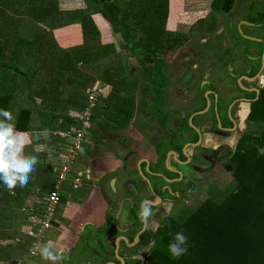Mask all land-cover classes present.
I'll use <instances>...</instances> for the list:
<instances>
[{
  "label": "trees",
  "instance_id": "trees-1",
  "mask_svg": "<svg viewBox=\"0 0 264 264\" xmlns=\"http://www.w3.org/2000/svg\"><path fill=\"white\" fill-rule=\"evenodd\" d=\"M51 1L57 3L58 0ZM192 1L127 0L120 3L119 0H85L88 4L86 12L84 10L61 11L56 6L43 7L41 10L34 9L28 12L31 19L27 20V25L24 27L27 39L22 37L14 38L13 36L11 40L13 39L14 41H9L5 38L9 35L11 29L4 28L0 22V56L3 59L6 58L8 50L10 58L5 62L0 60L3 72L0 84L16 85V89L13 91L10 90V85L0 88V109L13 112L16 117V129L20 132H28L31 129L30 122L33 112L39 113L45 120L48 118L47 121L49 122L53 120L57 122L63 119L68 124V127L79 126V123L71 116H59L55 113L44 111L50 107L51 103L59 101L58 88L61 84L57 82L56 77L50 78L47 88L38 89L40 90L38 93L41 95L40 97L37 96L41 99L40 108L38 99L33 94V81L30 82V80L23 77L25 84H28L24 87L19 81V76L25 74L12 62L13 60H18L21 52L25 51V49L29 51L35 45L41 48L40 51L45 48L42 42L46 30L42 31L43 34L36 33L34 29L37 23L53 31L57 28V23L61 24L63 21H66L63 23L65 25L78 23L84 40L81 45L65 50L64 53L66 54L62 58L61 63L56 62L58 68L64 69L63 60L65 58L68 60L67 65H69L71 57H77V61L81 62L82 65L101 62L115 54V47L113 42H111V34L121 35L127 45L130 46L137 38L136 31L142 29L146 34L147 42L141 46L135 45L132 49H145L154 54L153 67L146 69L151 86L146 87L143 93L146 95L151 89L155 101L154 104L162 102L165 94L164 88L168 82V78L163 73V69L166 66L165 60L167 58L170 59L174 49L187 39L184 36L167 39V48L157 47L158 43L162 42L161 39L164 38L166 22H169L171 16L175 18L176 11L179 8H181L180 12L185 11L183 13L187 17L189 12L195 9L201 11L205 9L204 6L206 9L208 8V11L212 9L228 13L233 8L236 0H196L199 6H193L190 3ZM0 3V6H2L3 0ZM184 5L186 8H184ZM5 13V9L3 7L0 8V17H3ZM63 14L66 15L64 20H62ZM5 18L3 17V19ZM99 26L102 27V30ZM14 34L19 37L20 29H16ZM107 36L108 38L110 36L108 41H106ZM150 43L154 44L156 49H152ZM16 56L19 57L17 58ZM124 84V82H120L117 85H111L106 107H104L112 110L110 119L117 123L119 127H124L128 124L134 115L135 109L134 97L130 93H127V96H123L121 90L117 87L120 85L122 91L125 89V91H128L127 87H123L125 86ZM24 88L27 91L28 98L31 100L32 108H22L16 114L14 112L17 107L15 95L21 91L23 93ZM38 90H35V92ZM75 98L76 94L69 101L75 104ZM85 105L86 103L82 107L84 108ZM43 107H45L44 110ZM120 115H122V120ZM50 118H53V120ZM249 119L252 123L264 124V91H262L260 99L253 104ZM68 127L61 126L59 129L57 126L48 125L43 130L51 128L52 131H67ZM94 134L99 141L105 136L103 132L98 130ZM260 148H264V130L260 133L258 146L245 151L239 149L226 165V169L232 172L234 182L225 193L220 194L216 190L210 191L212 198L201 206L181 211L176 219L166 216L156 232L148 230L141 236V246H148L150 240H155L156 242L146 264H264V156L259 154L258 150ZM164 157L165 154L160 153L162 161ZM31 176L33 177V174ZM53 178L52 171L51 182ZM30 184L31 182L29 181L22 189L17 186L14 190L15 195L9 194L8 196L10 201L16 202L17 205L22 203L21 200L27 195ZM50 186L51 184H48L45 187L48 188ZM0 191L5 194L8 192L2 180H0ZM217 195L221 197L219 200L215 197ZM4 200L6 201V197ZM4 204L6 205V202ZM0 212L3 213L2 210ZM15 221L6 226L0 216L1 240H11V233L8 230L14 228L15 224L13 223ZM86 227L91 228L93 232L103 233L106 237V240L102 241L100 236H93V241L95 243L97 241L96 244H99L98 247L101 250L97 246H91L90 250L92 253L96 255L110 253L107 240L119 234L115 226L108 221L104 228L98 229L93 225H86ZM180 231H183L188 237V254L179 259H172L168 251V245L172 242L175 233ZM82 239L84 237L81 235ZM85 240H87L86 237ZM2 247L3 245H0V249ZM116 264L119 263L116 262Z\"/></svg>",
  "mask_w": 264,
  "mask_h": 264
},
{
  "label": "rangeland",
  "instance_id": "rangeland-1",
  "mask_svg": "<svg viewBox=\"0 0 264 264\" xmlns=\"http://www.w3.org/2000/svg\"><path fill=\"white\" fill-rule=\"evenodd\" d=\"M1 1V0H0ZM127 0H119L120 3H123ZM130 1V0H129ZM248 2H252V0H238L236 3V12L234 20H238V15L245 13V7L247 6ZM6 3V4H5ZM9 3V4H8ZM1 4V3H0ZM56 6L59 10L63 9L64 11H73V10H84V12L87 11L88 4L85 2V0H72L66 1V0H58L57 3L53 2L51 0H3L2 6L0 8H4L6 13L3 17H6L3 19V17H0V22L3 24L4 28L11 29L9 35H7L5 38H7L9 41L11 38H25L27 39V34H25V26L27 25V20L31 19L30 15H28L29 11H32L34 9L41 10L43 7H54ZM264 7V6H263ZM61 8V9H60ZM262 9V8H259ZM264 9V8H263ZM212 9L209 10V12ZM181 8H179L176 11L175 18L171 16V19L169 22H166L165 26V33L164 38L161 39L162 42L158 43L159 48H167V39L171 38H177L181 36H188L190 34L189 40L192 42L191 46L194 50L198 51V48H201L203 45L201 40L207 39L209 35L197 34V31H199L197 28H199L202 20L209 19L210 16H212V19H219L216 15H221L219 12L214 11L213 13H209L208 17L206 16L203 19L196 20L197 16L195 17L190 15L187 17L184 15L183 12H180ZM36 13V12H35ZM62 15V20L65 19L66 15ZM191 18V19H190ZM178 20V21H177ZM196 20V21H195ZM196 22L193 24L194 28L193 30H188L187 28H181L179 23L184 24H191L192 22ZM234 21V22H235ZM66 21H63V23ZM223 20V24H226V22ZM59 24L57 23V28H55L53 31L50 32V30H47V28L44 25L36 24L35 32L39 34H43V30H46V34L43 37V42L45 48L41 50L40 47L35 45L32 48H30L29 51H22L20 57L16 56L18 60H13L12 62L15 63L19 69H21L25 75L19 76V81L21 82L24 87H26L28 84H25L24 78H27L28 80L33 81V94L37 96H41L38 92L40 88L44 89L47 88L50 78H57V82H59V97L57 103H51L50 107L46 110L45 107H43V110L46 112H52L57 115L61 116H71L73 119L77 121V118L81 115V109L83 108V104L86 103V98L88 92L95 87H102L103 90H108L111 88V85H117L120 82H124L125 86L127 87L128 91H122V88L120 85L117 87L121 90V93L123 96H127V93H130L132 97H134L135 101H140L143 97H147L150 99L151 102L153 100L152 96V90L148 92V94L144 95L143 91L146 87H150V79L147 76V68L153 67V61H154V54L152 52H148L145 49H132L135 45H143L147 42L146 34L142 29H138L136 31L137 38L135 39V42L131 44L130 46L127 45L125 39L121 35L111 34L112 39L111 42H113V45L115 47V54L107 57L106 59L102 60L99 63H93V64H81V62L77 61V57H71L69 59V65H67L68 60L65 58L63 60L64 68L57 67V63H61L62 58L65 57V50H69V48L79 46L83 43V37H82V30L78 23L73 24ZM63 24V25H62ZM102 30V27L99 26ZM188 27V26H187ZM16 29H20L19 37L18 35H15L14 32ZM211 29V28H210ZM208 29V30H210ZM40 30V32H39ZM188 30V31H187ZM49 32V33H48ZM249 32H256L260 33L261 31H251ZM192 33L196 36V38H192ZM240 33V32H239ZM12 34V35H11ZM240 35H242L240 33ZM247 35V34H246ZM231 35L223 29L219 31L217 36H213L212 39L217 41V49H219L218 55L221 56L220 52H222L221 49V43L224 39L228 40L229 47L235 45L236 39L230 40ZM110 38V36H109ZM108 36L106 38V41L109 40ZM188 38V37H187ZM101 39V38H100ZM104 39V37H103ZM105 40V39H104ZM188 40V39H187ZM8 41V42H9ZM11 41H14L13 39ZM186 41V40H185ZM201 44V45H200ZM152 49H156L154 47V44H151ZM184 43H182L180 46H177L174 49L173 54L171 55L170 59L167 58L166 66L163 69V73L170 76V81L172 84L170 88V100L171 105H166L165 110L172 111L174 110L181 102L180 99L177 97V95L181 91L180 89L176 88L177 84L180 81L182 72L185 71L184 67H186L184 64H182V57L187 56L189 54V50L192 49L188 46L189 44H186V48H184ZM207 47V46H205ZM6 48V47H5ZM216 48V47H215ZM32 49V50H31ZM207 51H210L209 49H206ZM224 50V49H223ZM199 52V51H198ZM211 52V51H210ZM9 52L7 50V57L2 58L0 56V60H3L4 62L9 58ZM226 56V54H224ZM215 56L208 58H204L205 63L209 62H215ZM146 60V62H145ZM243 60V58H242ZM239 59V62L237 65H239L242 61ZM57 62V63H56ZM192 63L194 64V60H192ZM2 68L0 66V81L2 76ZM24 77V78H23ZM11 86L10 90L16 89V85L14 84H0V88L4 86ZM239 85V84H238ZM239 87L242 89L243 87L239 85ZM35 90H38L35 92ZM60 90V91H59ZM11 91V92H12ZM19 92V91H18ZM107 92V91H106ZM74 94H76L75 98V104L74 102H70L69 100L73 98ZM15 100L17 101V109L16 114L20 111L22 108H32L31 100L27 96V91L25 88L22 91L15 95ZM109 96V92H108ZM37 97L38 103L40 106L41 99ZM62 100V101H60ZM70 102V103H69ZM164 106V105H163ZM82 107V108H81ZM41 108V106H40ZM244 110L243 115L241 117V128L238 132H235L232 136H228L230 138L224 139L220 138L219 142L216 144H219V146L224 144H230L231 141L234 140L236 143V147H234L235 150H233V153L238 151L239 149H242L243 151L248 150L250 148L258 146L259 143V136L260 133L264 130V124L263 123H252L250 119L246 121L247 129L244 128V121L247 119L248 114L250 113L251 106L243 105L242 107ZM249 109V111H247ZM246 110V111H245ZM112 110L110 109H103L102 106L99 105L98 109L93 114V120L91 124H93L92 131L89 134V143L86 146V154L84 163L86 166H88L92 171L94 176H96L95 169L98 167V165L114 161L120 168V171L116 174L118 177V185L117 189L119 190L118 193L115 194V192H112L113 188L110 187L109 181L113 177V175H108L103 179V183L101 184L104 186L106 190V194L104 193V198H106L109 201V204L114 205V209H116V205H118L121 201V199L125 196V193L123 192V184L124 182L131 177H135L137 179L141 178V175H137V173L128 175V170L125 169L124 165L122 166L121 158H124L126 156H129L130 152L136 153L138 150V156L143 157L144 155L151 156L153 153L154 155L152 157H155V152L152 148H147L149 146L150 142H153L156 144L157 139H161L160 135H163L165 133L164 130L160 128L156 120L158 119V115L153 113L148 118L147 112L139 113L138 111H135L134 116L129 120L128 124L124 127H119L117 123H114L110 117L112 116L111 113ZM242 109L240 108L238 111V116L241 114ZM96 117V118H95ZM245 117V118H243ZM161 119L163 118V115L160 116ZM48 119V118H47ZM45 120L42 116H38V114H33L32 117V124L35 129H38V127L46 128L48 125L50 126H57L59 129L61 126H67L68 124L63 120L60 119L57 122L53 121L49 122ZM120 119L122 120V115H120ZM167 122V121H166ZM178 123V119L173 116V119L168 121V124L172 126L173 128L176 127ZM54 128V127H53ZM73 127H68L67 131L71 130ZM50 129V130H49ZM62 129V128H61ZM47 136L44 135L45 132L37 133L40 134V139H36V135L30 136L32 143L28 146L32 147V150L36 148L37 144H39L38 141L44 139L42 144H39L42 146L43 150L36 152L35 154H40V161L43 159V154L47 155L46 160L54 163L56 158L54 154H58L57 152L61 151L64 146V139L60 137H53V133L55 131H52L51 128H47ZM101 131L105 134L102 140H98L95 136V132ZM151 138V140H150ZM34 140L36 141V144L34 143ZM127 142L125 147H122V145ZM131 141V142H130ZM121 143H123L121 145ZM27 146V147H28ZM163 147V146H162ZM137 149V150H136ZM136 150V151H135ZM149 150H152L153 152H149ZM163 149L161 150V153ZM31 152V151H29ZM165 152V151H164ZM136 160V159H135ZM43 162V161H42ZM134 161L130 160L126 165L134 166ZM54 166V164H52ZM122 168H121V167ZM116 168V167H115ZM49 169L42 168H36V170L32 173V183L37 182V186L41 187L42 185L49 184L47 183L49 181ZM126 172V173H125ZM185 172L188 173V170L186 169ZM132 173V172H131ZM140 177V178H139ZM52 180V178H51ZM200 183L198 185H195V190L193 194L189 196H184V200H189L191 202L190 204L186 203V201H181L178 204H171L170 210H169V204H164L163 207L153 208V211L155 215L152 217V230L153 232H156L158 227L161 225L163 218L166 216L172 217L173 219H176L177 216L183 211L185 208H188L190 206L191 208L199 207L204 202H206L209 199V189L216 190L220 194L225 193L233 184L234 178L232 175V172L226 169V166L224 168V164H219L218 167L212 170H208L205 174L201 175L198 180ZM55 182V179H53V183ZM52 186L48 187L47 189H51ZM5 191V190H2ZM74 195V198H80L82 197V194L84 192L81 191H73V190H67V193H70ZM105 192V191H104ZM66 193V194H67ZM146 195L148 193L145 192ZM9 193L6 192L3 193L0 191V211L2 210L3 213L0 212V216L2 221L4 220L5 225L12 223V221L16 220L13 224H15L16 228H13L10 231L11 240L10 243L7 241L4 242V240L0 239V245H3L2 249H0V264H18L19 262H22L23 264H48V261L42 260L40 257V254L37 256H32L31 252L35 248V245L38 243V239L33 238L27 234V231L30 228V224H27L22 209L26 205V201L23 203L22 200L20 204H16V202L10 201L9 199ZM6 197V201L4 198ZM216 199H220L218 195L215 196ZM194 200V201H191ZM6 202V205L4 203ZM111 202V203H110ZM8 204V205H7ZM186 206V207H184ZM20 208V209H19ZM186 210V209H185ZM110 216H113V213H110ZM67 219H64V221H60L55 217L56 223L55 228L51 229L46 235L43 240V245L46 244L49 240L54 241L55 235L60 234L61 229L64 226L69 225L70 218L66 217ZM121 225L127 224L128 220L125 216L122 218ZM63 223V224H61ZM4 225V226H5ZM64 225V226H63ZM58 227V228H57ZM62 227V228H61ZM84 229V228H83ZM13 242V243H12ZM56 242V240H55ZM109 245L112 247L114 246V239L109 241ZM14 246V247H13ZM7 247V248H6ZM10 248V249H8ZM153 247L149 248H142V249H134L135 252L138 253H145L147 256L150 254ZM76 250V249H74ZM75 252V251H74ZM125 253H129L130 251H124ZM70 255V252L68 253ZM66 254V255H68ZM74 254V253H73ZM65 255V256H66ZM6 256V258L4 257ZM8 257V259H7ZM82 257V253L77 254V258H75L72 261V264H79L83 263L82 258L80 259V262H78V258Z\"/></svg>",
  "mask_w": 264,
  "mask_h": 264
},
{
  "label": "flooded vegetation",
  "instance_id": "flooded-vegetation-1",
  "mask_svg": "<svg viewBox=\"0 0 264 264\" xmlns=\"http://www.w3.org/2000/svg\"><path fill=\"white\" fill-rule=\"evenodd\" d=\"M235 4L236 1L228 13L221 10L217 11L221 14L216 15L219 17L218 20H214L210 16L209 19L201 21L202 24L197 28L199 30L197 34L202 35L204 33L209 36L207 39L201 40L203 45L200 44L202 47L198 48L199 52L191 46L190 34L184 36L185 38L188 37V40L185 39L186 41L183 42L184 48L190 46L192 49L189 50L187 56L182 57V64L186 67H184L185 71L182 72L180 81L176 86L181 90L177 95L181 102L179 106L172 111L165 110L167 104L171 105L169 87L172 84H170V76L167 74L165 77L168 78V82L164 88L165 94L162 102L154 104V97L151 102L147 97H143L138 103L135 101L134 114L135 111L147 112L148 118L153 113L157 114L156 122L165 133L160 135L161 139L158 138L156 144L153 143L156 159L139 157L136 154L138 153L137 149V151L135 150L136 153L131 151L129 156L121 158L122 166L124 165L125 169L128 170L127 174L137 173V175H141V178L131 177L124 182L122 187L125 196L115 206L116 209L113 208L114 205H109L110 210L104 216V223L98 227V229L104 228L110 221L119 233L116 237L107 240L109 245V241L114 239L113 249L110 245L108 248L110 253L96 255L90 250L91 246H97L101 250L98 247L99 244H96L97 241L96 243L93 241V236H100L101 240L104 241L106 237L103 233L93 232L89 227H86L82 232L84 239L81 240L80 238V241L87 251L102 260L100 262H104L103 264L111 262L121 264L116 255L117 240H119L120 246L118 255L124 259L125 264H146L149 255L137 251L131 252L134 249L149 247V245L145 247L140 245L141 236L148 231H140L141 223L138 218V210L141 202L144 200L151 201L154 205L153 208L163 207L164 204L180 203L184 200V196L193 194L195 185L200 183L196 180L201 175L208 170L215 169L219 164H224L225 168L236 154L237 151L233 153L234 147H236L234 140L230 144L221 146L216 143L219 142L220 138L228 139L230 138L228 136H232L240 130L241 117L244 112L243 105L248 106V108L251 106L250 113L244 121V128L247 129L245 125L251 114L252 106L260 99L262 91H264V87H261L259 83V77L264 75V0L248 2L245 13L238 15L239 19L236 21L234 20ZM209 13H213V10ZM223 20L226 24L222 23ZM193 28L192 25L191 30ZM221 29L226 30L231 35L229 37L231 41L235 38L236 43L229 47L228 40L224 39L220 44L222 49L220 54L222 55L219 56V49H217L219 44L217 41L214 43L212 37L217 36ZM249 30L261 31V34L249 32ZM192 36H194L192 38H196L198 35L192 33ZM186 44L189 45L186 46ZM214 56L217 58L215 62H203L205 61L204 58L209 59ZM239 59L242 61L237 65ZM192 60H194V64ZM238 84L243 88L241 89ZM240 108L242 111L238 116ZM162 115L164 119L159 118ZM173 116L178 119L175 128L168 124ZM122 142H124V144L121 143V145L123 144L122 147L127 148V142L125 143L123 140ZM162 149L163 154H165L163 161L160 159ZM130 160L135 162L134 166L126 165ZM186 169L188 173L185 172ZM119 171L120 168L111 174L113 175L111 180L116 181L117 185L119 183L116 174ZM94 180H96V176L92 171V177L87 181L85 187H90ZM211 189H209V199L212 198ZM145 190L148 195L144 193ZM118 191L116 189L115 194ZM184 201L188 204L191 203L189 200ZM122 202L123 212L119 217V227L123 231L120 232L116 220ZM194 208L188 206L185 209ZM111 212L113 216H110ZM123 216L127 218L128 223L121 225ZM149 231H153L152 228ZM137 236L139 239L136 245L132 246ZM120 238H126L127 242ZM125 250L130 252L125 253ZM71 255L72 252L70 255H66L61 264H70Z\"/></svg>",
  "mask_w": 264,
  "mask_h": 264
},
{
  "label": "built area",
  "instance_id": "built-area-1",
  "mask_svg": "<svg viewBox=\"0 0 264 264\" xmlns=\"http://www.w3.org/2000/svg\"><path fill=\"white\" fill-rule=\"evenodd\" d=\"M106 91L102 87L92 88L87 94L86 105L81 110L80 117L77 118L79 126L73 127L69 131H55L52 134L53 137L65 140V147L57 152L58 154H54L56 159L52 163L54 164L52 171L55 182H50L51 189H47L45 186L33 189L22 209L26 223L30 224L27 234L38 239L37 244L39 245H43L45 235L55 228V217L58 216L62 208V197L67 192L66 187L73 191L79 190L85 187L87 181L92 177V170L84 163L86 146L93 128V124H91L93 114L99 105L103 108L106 107L108 90ZM67 205L69 206V203ZM38 254L39 252L35 248L31 252L32 256ZM18 264L23 263L19 262Z\"/></svg>",
  "mask_w": 264,
  "mask_h": 264
},
{
  "label": "crops",
  "instance_id": "crops-1",
  "mask_svg": "<svg viewBox=\"0 0 264 264\" xmlns=\"http://www.w3.org/2000/svg\"><path fill=\"white\" fill-rule=\"evenodd\" d=\"M66 1L71 2L72 0H66ZM237 2H238V0H236V3ZM190 3L193 6H199L196 3V0H193ZM235 6H236V4H235ZM184 8H186L185 5H184ZM204 8L205 9H202L201 11H198V9H195L194 11L189 12V14L192 16L195 15V17L197 16L196 20L203 19L206 16H208V13H209L208 8L206 9L205 6H204ZM61 11H64V10L61 9ZM183 12H185V11H183ZM195 21L192 22L191 24H184V23H179V22H178V24H180L181 28H184V29L187 28L190 31L192 25L196 23ZM39 25H42V24H39ZM47 30H50V29H47ZM50 32H51V30H50ZM16 109L15 110L13 109L15 113H16ZM34 113L38 114V116H41L37 112L32 113L31 122H30V128L31 129L28 132H23V133H27L29 137L36 135L38 132L47 131V130L44 131L43 128H41V127H38L39 130L35 129L33 127L32 117H33ZM243 118H245V117H243ZM47 132H49V131H47ZM150 140H151V138H150ZM36 141L37 140H34L35 144H36ZM43 141H44V139H42L38 142H39V144H42ZM39 144H37V145H39ZM147 148L153 149V142H150L149 146ZM29 151H31V152H29ZM153 151H154V149H153ZM153 151L149 150V152H153ZM24 152H25V155H37L40 159V156H39L40 154H35L34 151L32 150L31 146L26 147ZM153 155H154V153L151 156L144 155L143 157L155 158V157H152ZM46 158H47V155L43 154V159H42L43 162L39 160L36 168H41V167L43 168L44 167V169H49L48 172H49L50 176H48L49 181L47 183L50 184L51 178H52L53 166L49 161L46 160ZM116 165L117 164L114 161H109L108 163L105 162V163L98 165V167L95 169L96 180L93 181L92 185L90 187H83L79 190H76V191L84 192L82 194V197L75 199L74 195L71 194V191H70V193L66 192L67 194H64L62 197V208H61V210L57 216V219L60 222V221H64V219H67L66 217H68V218H70V221H69L68 226L63 225L64 227L63 228L61 227L62 228L61 232H60V234L55 235V237H56L55 240L59 245L67 248V252L65 253V255L68 254L69 252H72L70 264H72V261L75 258H77V254H79V253H82L81 258L83 260V263H79V264H103L104 263V262H100L102 260H100L99 258H96L89 251H87L84 244L80 241V238H81L83 230H85V228H86V225H93V226L98 228V227H101L104 223V216L107 214L108 210H110V207L108 205L109 201L106 198H104L103 194L104 193L106 194V190H105L104 186L101 184V182L103 181V179L106 176L114 173L116 170H119L118 166H116ZM32 181L33 180L31 179L30 180L31 184L28 187V193L22 200L23 203L26 201L28 195L30 194L29 192H31L33 189L38 187L37 182L32 183ZM109 182H110L109 184H110L111 188H113V185H114L115 188L112 189V191L115 192L117 189V182L112 181V180ZM46 185H48V184H45L43 186H46ZM66 189L72 190L70 188L68 189V187H66ZM67 203H69V206L67 205ZM63 217H64V219H63ZM61 224H63V223H61ZM14 228H16V226H14ZM12 229H9L8 232H10ZM4 242H6V240H4ZM7 242L9 243L10 241H7ZM74 249H76V250H74ZM4 257L6 258V256H4ZM81 258L80 257L78 258V262H80ZM48 264H51V262L48 261Z\"/></svg>",
  "mask_w": 264,
  "mask_h": 264
},
{
  "label": "clouds",
  "instance_id": "clouds-1",
  "mask_svg": "<svg viewBox=\"0 0 264 264\" xmlns=\"http://www.w3.org/2000/svg\"><path fill=\"white\" fill-rule=\"evenodd\" d=\"M259 83L261 87H264V75L259 77ZM15 120L16 117L12 111L0 109V180L3 181L8 193L13 196L17 186L22 189L29 183L32 179L31 174L36 170L39 162L37 155H25L24 150L32 143V140L27 133L16 129ZM44 135L47 136V131ZM36 139H40V134H37ZM42 150L40 145L34 149L36 152ZM258 152L264 156V148H260ZM153 207L151 201L141 202L138 210L141 232L152 228V217L155 215ZM170 207L171 204H169V210ZM155 244V240H150L149 248L155 247ZM35 249L42 260L49 261L51 264H61L67 252L66 247L52 240L44 245H35ZM168 251L172 259H179L188 254V237L183 231L175 233L172 242L168 245Z\"/></svg>",
  "mask_w": 264,
  "mask_h": 264
},
{
  "label": "water",
  "instance_id": "water-1",
  "mask_svg": "<svg viewBox=\"0 0 264 264\" xmlns=\"http://www.w3.org/2000/svg\"><path fill=\"white\" fill-rule=\"evenodd\" d=\"M258 92H259V90H258ZM129 201L132 203V201L129 199ZM123 202L121 203V205L119 206V212H118V215H117V220H116V224H117V227H118V231H120V232H122L123 230L119 227V217H120V215L122 214V212H123ZM120 239H123V240H125L126 242H127V239L126 238H120ZM138 239H139V236H137L136 237V239H135V243L132 245V246H135L136 245V243H137V241H138ZM119 249H120V246H119V240H117V243H116V255H117V258H118V260L121 262V264H125V261H124V259H122L121 257H119ZM108 264H115V263H113V262H111V263H108Z\"/></svg>",
  "mask_w": 264,
  "mask_h": 264
}]
</instances>
